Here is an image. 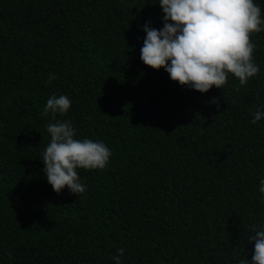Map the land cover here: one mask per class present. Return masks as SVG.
<instances>
[{"label":"trees","instance_id":"obj_1","mask_svg":"<svg viewBox=\"0 0 264 264\" xmlns=\"http://www.w3.org/2000/svg\"><path fill=\"white\" fill-rule=\"evenodd\" d=\"M163 16L158 0H0V264H115L121 248V264L251 262L250 226H264V119L252 123L264 30L251 36L259 73L201 93L141 59L144 26L163 29ZM54 93L72 102L57 120L74 138L112 153L77 170L79 196L43 171Z\"/></svg>","mask_w":264,"mask_h":264},{"label":"clouds","instance_id":"obj_2","mask_svg":"<svg viewBox=\"0 0 264 264\" xmlns=\"http://www.w3.org/2000/svg\"><path fill=\"white\" fill-rule=\"evenodd\" d=\"M163 9L164 27L157 30L146 24V37L141 48L145 65L160 70L181 86L207 93L215 86L223 88L229 74L247 84L260 68L254 63L253 33L264 30L261 8L254 0H158ZM55 74L45 81L50 84ZM239 92V87L234 89ZM66 95L55 93L47 100L45 115L51 114L55 123L47 125L50 142L42 161L48 183L56 193L67 187L79 196L86 191L80 182L78 169H104L112 155L103 142L76 139L72 122L57 120V114L66 115L71 107ZM212 103L219 107V101ZM252 123L264 119V110L252 113ZM259 191L264 194V179ZM248 242H254L251 262L246 258L240 264H264V226H250ZM113 256L115 264H121L124 249Z\"/></svg>","mask_w":264,"mask_h":264}]
</instances>
